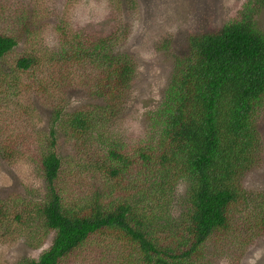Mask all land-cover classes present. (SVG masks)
<instances>
[{
  "label": "trees",
  "instance_id": "trees-1",
  "mask_svg": "<svg viewBox=\"0 0 264 264\" xmlns=\"http://www.w3.org/2000/svg\"><path fill=\"white\" fill-rule=\"evenodd\" d=\"M263 6L248 0L220 31L190 36L151 130L128 145L116 120L137 77L134 57L117 48L126 37L68 28V40L59 24V55L30 51L16 59L13 73L32 75L20 89L39 99L31 109L50 114L45 131L28 134L33 145L17 132L26 127H0V163L35 162L46 189L0 210V230L12 211L29 229L28 244L43 249L19 264H61L95 237L116 264H218L232 256L239 264L264 239V193L244 185L263 152L264 32L256 25ZM64 8L67 14L69 0ZM17 35L0 30V64ZM74 91L84 93L79 102Z\"/></svg>",
  "mask_w": 264,
  "mask_h": 264
},
{
  "label": "rangeland",
  "instance_id": "rangeland-1",
  "mask_svg": "<svg viewBox=\"0 0 264 264\" xmlns=\"http://www.w3.org/2000/svg\"><path fill=\"white\" fill-rule=\"evenodd\" d=\"M247 1L69 0L70 9L64 14L65 0H0L5 7L4 12L0 9V30L17 33L19 37L16 49L7 57L6 63L0 64V69L7 73V76L0 74V81L6 82V86L0 85V98L4 103H12L9 108L1 104L0 127L4 128L7 124L26 127L17 132L26 131L22 137L32 145L35 139L28 134L45 131L50 119L49 112L40 107L31 109V104L39 105V99L20 90L21 83L32 79V75L16 70L13 73V68L16 67V59L25 52L59 55L57 47L61 37H58L55 26L63 24L67 28L65 36L68 40L72 39L68 28L73 31L80 29L93 38L117 34L127 38L121 41L123 47L117 48L134 57L137 77L130 105L123 116L120 118L118 115L116 120L120 119L117 124H120L119 131L126 145L132 140L143 138L151 130L155 120L153 111L163 99L177 58L188 52L190 36L220 31L225 24L235 19ZM14 11L23 14V20ZM256 20L257 27L264 32V6L260 13L257 12ZM15 78L21 80L16 81ZM19 93L22 95L18 96ZM71 93V99L75 97L76 102L81 100L79 93L84 95L82 91ZM16 99H20L18 104ZM258 126L263 140V152L257 154L261 164L246 175L244 185L255 192L264 193V114L259 118ZM41 153L37 150L33 158H39ZM41 177L35 162L21 161L13 166L1 162L0 210L11 198L9 205L16 203L17 196L40 197L46 191ZM18 205L19 210L26 209L25 205ZM11 212L6 220L7 225L0 230V264H19L24 258L35 257L43 250L28 244L26 230L29 229L19 224ZM50 238L46 240L44 248L49 246ZM93 239L61 264H116L117 260L105 258L112 255L104 251L106 242L97 237ZM241 256L239 264H264V239ZM232 258L235 257L220 259L218 264H230L231 261V264H235Z\"/></svg>",
  "mask_w": 264,
  "mask_h": 264
}]
</instances>
